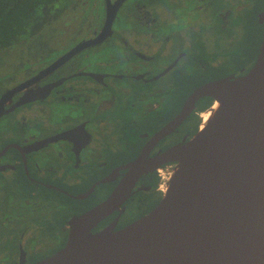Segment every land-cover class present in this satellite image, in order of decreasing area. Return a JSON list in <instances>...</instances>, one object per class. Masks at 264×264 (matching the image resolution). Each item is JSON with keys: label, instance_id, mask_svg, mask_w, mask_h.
I'll list each match as a JSON object with an SVG mask.
<instances>
[{"label": "flooded vegetation", "instance_id": "af4514ba", "mask_svg": "<svg viewBox=\"0 0 264 264\" xmlns=\"http://www.w3.org/2000/svg\"><path fill=\"white\" fill-rule=\"evenodd\" d=\"M20 2L35 13L0 35V264H35L58 251L72 220L103 202L130 171L137 173L126 180L123 200L90 231L118 230L154 208L175 165L163 153L196 132L213 102L198 97L184 118L175 117L197 87L247 72L264 14V0L6 6L12 11ZM207 13L218 33L212 47L203 34ZM246 23L258 45L239 34ZM60 31L65 40L57 38ZM239 53L254 59L218 74Z\"/></svg>", "mask_w": 264, "mask_h": 264}, {"label": "water", "instance_id": "95a60500", "mask_svg": "<svg viewBox=\"0 0 264 264\" xmlns=\"http://www.w3.org/2000/svg\"><path fill=\"white\" fill-rule=\"evenodd\" d=\"M258 23L261 39L247 72L197 87L175 117L184 118L198 97L217 102L188 140L163 153L175 165L154 208L118 230L90 231L123 200L137 173L130 171L72 220L62 248L35 264H264V14Z\"/></svg>", "mask_w": 264, "mask_h": 264}, {"label": "rangeland", "instance_id": "374dc122", "mask_svg": "<svg viewBox=\"0 0 264 264\" xmlns=\"http://www.w3.org/2000/svg\"><path fill=\"white\" fill-rule=\"evenodd\" d=\"M93 10H94V12H93V19H94V14L97 15L98 12H95L96 9H93ZM190 15L193 16L194 13L191 12ZM196 17H198V15L194 16V18H196ZM96 19H98V17ZM213 24H214L213 22L211 24H209L208 13H207V23L205 24L203 34H206L207 44L210 45L211 47L216 45V43L218 42V33L215 32ZM174 27H175V25H174ZM181 28H182V26L176 25L175 30H178ZM77 29L79 30V27H77ZM232 31L234 33H237V28H234ZM239 34L242 36L243 40H245L248 37L249 41H251V45H252L253 41H254L253 46H254V44L258 45V40L257 41L254 40L255 39V27L251 23L250 24L249 23L241 24V26L239 27ZM67 35L68 34L65 33V31H62V32L60 31L59 33L56 34L57 38L61 39V40H65L67 38ZM223 35H224V33L222 32L221 37H223ZM208 37H211L210 41L208 40L209 39ZM56 41H57V39H56ZM252 57L253 58H249L248 54L246 56L244 54L239 53L238 58L235 59L232 63H230L228 60L222 62L221 69L217 70L218 74H220L222 71L226 70L225 66H231V64H235V66L237 65L238 68L241 67L246 63V61L249 60V62H251L254 59V56H252Z\"/></svg>", "mask_w": 264, "mask_h": 264}, {"label": "trees", "instance_id": "16d2710c", "mask_svg": "<svg viewBox=\"0 0 264 264\" xmlns=\"http://www.w3.org/2000/svg\"><path fill=\"white\" fill-rule=\"evenodd\" d=\"M29 6L34 5L38 0H29ZM7 0H0V35H8V32H12L13 28H19L21 21L30 18L31 14L35 13L31 10H24L22 7L23 3L20 2L14 10L9 11L7 6ZM27 5V3H25ZM22 7V8H21ZM13 21V23H9ZM13 24V25H12Z\"/></svg>", "mask_w": 264, "mask_h": 264}, {"label": "bare ground", "instance_id": "6f19581e", "mask_svg": "<svg viewBox=\"0 0 264 264\" xmlns=\"http://www.w3.org/2000/svg\"><path fill=\"white\" fill-rule=\"evenodd\" d=\"M217 106V102L214 101L212 103V105L206 109H204L203 112H201V114L199 115L200 119H201V123L199 125V127H201L202 123H204V121H206L207 117L210 115L212 109H214ZM196 131V130H195ZM195 133V132H194Z\"/></svg>", "mask_w": 264, "mask_h": 264}]
</instances>
